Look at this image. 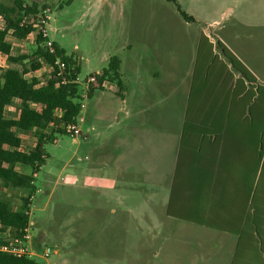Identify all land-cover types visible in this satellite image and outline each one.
<instances>
[{
	"label": "crops",
	"instance_id": "crops-1",
	"mask_svg": "<svg viewBox=\"0 0 264 264\" xmlns=\"http://www.w3.org/2000/svg\"><path fill=\"white\" fill-rule=\"evenodd\" d=\"M168 66L147 83L121 59L122 86L90 93L88 164L74 178L106 211L105 264H264L262 147L241 120L242 92L264 82L223 57L196 58L178 85Z\"/></svg>",
	"mask_w": 264,
	"mask_h": 264
},
{
	"label": "rangeland",
	"instance_id": "rangeland-1",
	"mask_svg": "<svg viewBox=\"0 0 264 264\" xmlns=\"http://www.w3.org/2000/svg\"><path fill=\"white\" fill-rule=\"evenodd\" d=\"M0 1L13 4V0ZM35 1L40 11L45 3L48 5L49 39L78 62L83 78L102 71L110 58L117 56L126 72L135 70L147 83H154L152 73L170 60L171 79L178 85L188 80L204 34L212 42L221 40L257 76L258 83L264 82V0H178L195 22L186 21L169 0ZM34 40V35L25 41L11 40L13 54H29L35 49ZM9 66L0 55V69ZM91 103L92 99L86 100L81 115L84 121L80 125L86 135L90 132ZM10 111L17 113L15 109ZM55 139L44 146L47 158L36 178L37 187L44 191L32 205V234L38 244L58 251L50 256L49 264H105L109 248L104 241L106 211L96 209L97 195L75 189L79 185L75 168L88 164L84 139L75 140L66 133L56 134ZM23 140L25 150L34 146L32 134ZM24 194L5 190L0 197L19 202ZM153 214L156 217L160 211ZM140 228L136 224L131 227ZM144 244L148 249L152 242Z\"/></svg>",
	"mask_w": 264,
	"mask_h": 264
},
{
	"label": "trees",
	"instance_id": "trees-1",
	"mask_svg": "<svg viewBox=\"0 0 264 264\" xmlns=\"http://www.w3.org/2000/svg\"><path fill=\"white\" fill-rule=\"evenodd\" d=\"M72 1L63 0L62 4ZM169 1L176 5L186 21H196L181 8L178 0ZM47 6L45 3L40 11L35 0L32 3L13 0L12 5L0 1V55L12 65L0 69V192L26 193L19 202L0 197V246L28 224L29 217L24 209L29 205L27 195L33 189V176L40 172L47 158L45 144L53 141L56 134L64 133L63 125L77 123L81 115V86L61 85L52 71L53 62L58 57L73 69L75 75L80 74V65L57 42L53 41L55 54L47 47L49 38L44 37L39 29L42 27L39 21L44 17V11L49 9ZM32 35L35 49L26 55H14L11 40L25 41ZM220 57L227 59L248 82L256 83V77L221 40L212 42L202 34L196 55L198 65ZM98 81L100 85L110 82L119 88L122 86L119 57L110 58ZM11 109L17 111L16 115L10 113ZM241 120L258 124L257 143L262 149L259 148L257 153V169L264 170V87L252 84L250 89L242 92ZM30 134L35 143L25 150L23 139ZM31 263L32 260L17 259L0 251V264Z\"/></svg>",
	"mask_w": 264,
	"mask_h": 264
},
{
	"label": "built area",
	"instance_id": "built-area-1",
	"mask_svg": "<svg viewBox=\"0 0 264 264\" xmlns=\"http://www.w3.org/2000/svg\"><path fill=\"white\" fill-rule=\"evenodd\" d=\"M49 10L44 11V17L39 21L42 27L39 29L42 30V34L44 37H48L47 25L49 22ZM47 47L49 48L52 54L56 53V50L53 46V41L49 39L47 41ZM73 69H70L68 64L62 60L61 58H56L53 62L52 71L54 77L59 81L61 85L68 84H78L82 88L81 100H80V108L81 115L86 108V100L89 99L90 93L94 89H99L106 84L104 82L100 85L98 81L99 73L91 74L87 77H81L80 74H73ZM80 115L77 123H67L62 126L64 133L72 136L75 140L78 138H83L84 133L81 129L80 123L84 121L83 117ZM56 142V139L53 140ZM38 173L34 174L32 181L33 189L30 193H28L27 198L29 201V205L27 209H24V212L29 217L28 224L25 228L20 230V232L13 236L7 243L0 246V251L6 253L17 259H27L32 260L31 264H49V258L52 254H57V250H53L48 246H43L42 244H38L35 241V237L32 234V229L34 227V222L31 220L32 215V205L35 201L38 194L42 193L44 189L42 187H37L36 178Z\"/></svg>",
	"mask_w": 264,
	"mask_h": 264
}]
</instances>
